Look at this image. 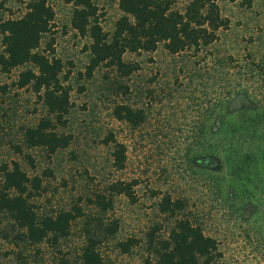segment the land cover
<instances>
[{"label": "rangeland", "instance_id": "1", "mask_svg": "<svg viewBox=\"0 0 264 264\" xmlns=\"http://www.w3.org/2000/svg\"><path fill=\"white\" fill-rule=\"evenodd\" d=\"M49 1L57 13L54 49L65 71L71 72L67 83L73 88V106L59 131L71 134L73 141L53 156L42 148H27L23 130L37 124L46 110L30 88L13 86L26 68L10 73L0 68V168L16 161L30 176L43 179L45 193L35 201L40 214L76 206L84 217L58 244L32 245L17 239L14 221L0 214V264H80L82 248L98 231L99 221L103 230L112 222L119 226L114 237L98 232L104 263L141 264L150 255L153 229L160 228L154 234L165 238L172 226L158 207L166 195L184 200L186 214L217 240L221 253L217 264H264V161L236 172L226 159L228 152L200 156L195 147L199 125H219L224 117L223 128L229 129V112L237 129L244 130L232 133L230 140L236 145L254 146L245 137L248 121L242 119L255 118L257 110L264 133V0L220 1L229 28L199 53L171 55L161 44L154 53L126 54V62L140 66L131 77L101 68L92 79L85 76L89 40L70 26L73 3ZM92 1L103 14L104 30L111 32L121 16L117 4ZM189 1L177 0L175 8L183 10ZM0 4L4 18H18L25 11L23 0H0ZM50 40V36L44 39L43 50ZM120 105L145 110L147 122L138 129L119 122L113 114ZM110 134L127 146L124 170L113 167V145L104 143ZM26 156L34 160V167ZM133 180L138 182L135 202L114 196V207L106 213L94 204L97 194L110 198L113 183ZM129 240L138 244L123 253L120 244Z\"/></svg>", "mask_w": 264, "mask_h": 264}, {"label": "trees", "instance_id": "2", "mask_svg": "<svg viewBox=\"0 0 264 264\" xmlns=\"http://www.w3.org/2000/svg\"><path fill=\"white\" fill-rule=\"evenodd\" d=\"M117 4L121 16L111 32H106L101 23L99 7L92 0H68L73 3L70 26L78 36L89 40L87 50L90 53L85 76L92 79L101 68L115 71L121 77L129 78L140 66L126 62V54L154 53L162 44L171 55L194 51L199 53L210 47L218 39L221 30L229 28V20L221 15L219 2L225 0H190L183 10L175 8L177 0H110ZM234 2L236 0H229ZM25 11L18 18L0 16V35L3 52L0 54V68L5 73L26 68L18 75L13 84L23 90L30 88L39 98L46 110V115L34 126L23 130V144L29 149L42 148L49 156L67 149L72 141L71 134L59 131L67 124L73 103V88L67 82L71 72H66V65L58 58L54 49V28L57 13L49 0H23ZM3 8V4H0ZM50 36L47 49L42 48L43 41ZM125 91L128 90L126 86ZM5 90V87H1ZM248 96V94H245ZM255 118L246 120L245 137L254 141L251 145H236L230 140L232 133L238 132L234 124V114L225 116L229 125H199L196 131V149L200 156H217L221 151L227 153V161L236 172L243 171L251 163L264 161V133L260 129L261 120L258 110ZM114 117L121 123L138 129L147 122L143 109L129 105L117 106ZM238 116V114H237ZM253 122V123H250ZM227 125V126H228ZM261 130V131H260ZM244 132V130H240ZM217 139V140H214ZM224 139V140H223ZM105 144L113 145L112 163L118 171L124 170L128 149L110 134ZM253 148V149H252ZM21 150L20 147H17ZM34 167V160L26 156ZM0 214L8 215L19 229L17 239L32 245L42 243L58 244L71 235L73 223L84 212L80 207L73 210H60L53 214H40L35 201L45 193L43 179L30 176L22 165L14 161L0 168ZM50 176V172H47ZM138 182L117 181L109 186L110 198L97 194L94 204L102 212L113 209V197L125 196L136 201L135 187ZM162 215L172 221V226L165 238H157L153 229L150 235V255L141 264H217L221 257L217 240L205 234L203 227L186 214L187 204L182 199H173L170 195L162 197L158 204ZM117 222H112L103 230L99 221L98 231L88 236V242L82 248L80 264H105L100 246L104 232L114 237L118 232ZM136 240L121 243L123 253H130Z\"/></svg>", "mask_w": 264, "mask_h": 264}]
</instances>
